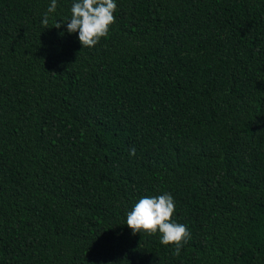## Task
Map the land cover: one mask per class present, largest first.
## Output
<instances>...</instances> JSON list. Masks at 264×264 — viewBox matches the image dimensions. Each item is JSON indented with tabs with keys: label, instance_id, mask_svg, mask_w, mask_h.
I'll return each mask as SVG.
<instances>
[{
	"label": "trees",
	"instance_id": "trees-1",
	"mask_svg": "<svg viewBox=\"0 0 264 264\" xmlns=\"http://www.w3.org/2000/svg\"><path fill=\"white\" fill-rule=\"evenodd\" d=\"M0 0V264H264V0ZM135 147V155H129ZM170 193L180 255L126 213Z\"/></svg>",
	"mask_w": 264,
	"mask_h": 264
},
{
	"label": "clouds",
	"instance_id": "clouds-1",
	"mask_svg": "<svg viewBox=\"0 0 264 264\" xmlns=\"http://www.w3.org/2000/svg\"><path fill=\"white\" fill-rule=\"evenodd\" d=\"M115 0H74L70 18L57 21L55 27L66 24L68 33L78 32V39L84 47H94L102 37L109 33V26L114 23ZM57 0H50L47 10L43 13L41 24L48 28L49 14L56 12ZM135 147L130 148L129 155H135ZM175 211L173 196L165 192L158 196H143L134 203L126 213V224L133 234L142 230L149 235H160L161 244L174 245L173 254L180 255L184 244L191 238L186 225L172 219Z\"/></svg>",
	"mask_w": 264,
	"mask_h": 264
}]
</instances>
